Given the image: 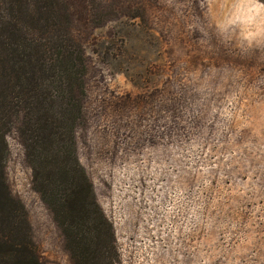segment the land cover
I'll list each match as a JSON object with an SVG mask.
<instances>
[{
  "label": "rangeland",
  "instance_id": "374dc122",
  "mask_svg": "<svg viewBox=\"0 0 264 264\" xmlns=\"http://www.w3.org/2000/svg\"><path fill=\"white\" fill-rule=\"evenodd\" d=\"M80 160L121 264H264V0H69ZM42 264H72L7 136Z\"/></svg>",
  "mask_w": 264,
  "mask_h": 264
},
{
  "label": "trees",
  "instance_id": "16d2710c",
  "mask_svg": "<svg viewBox=\"0 0 264 264\" xmlns=\"http://www.w3.org/2000/svg\"><path fill=\"white\" fill-rule=\"evenodd\" d=\"M68 2L0 0V264H42L28 210L8 182L13 130L72 264H121L115 227L79 156L88 66Z\"/></svg>",
  "mask_w": 264,
  "mask_h": 264
}]
</instances>
